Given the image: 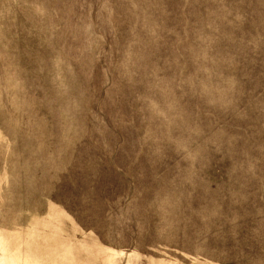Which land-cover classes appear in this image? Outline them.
<instances>
[{
	"label": "rangeland",
	"instance_id": "1",
	"mask_svg": "<svg viewBox=\"0 0 264 264\" xmlns=\"http://www.w3.org/2000/svg\"><path fill=\"white\" fill-rule=\"evenodd\" d=\"M0 264H264V0H0Z\"/></svg>",
	"mask_w": 264,
	"mask_h": 264
}]
</instances>
